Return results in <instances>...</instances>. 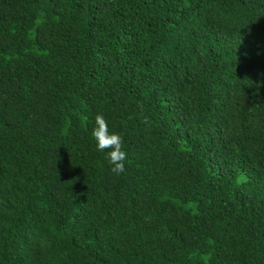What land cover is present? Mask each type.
<instances>
[{"label":"trees","instance_id":"trees-1","mask_svg":"<svg viewBox=\"0 0 264 264\" xmlns=\"http://www.w3.org/2000/svg\"><path fill=\"white\" fill-rule=\"evenodd\" d=\"M0 264H264V0H0Z\"/></svg>","mask_w":264,"mask_h":264},{"label":"clouds","instance_id":"clouds-1","mask_svg":"<svg viewBox=\"0 0 264 264\" xmlns=\"http://www.w3.org/2000/svg\"><path fill=\"white\" fill-rule=\"evenodd\" d=\"M95 124L92 135L97 143L98 151L108 152V160L112 165L111 171L117 175L122 174L125 171L124 161L127 159V154L122 150L123 138L117 133H109L108 124L106 119L102 115L95 116Z\"/></svg>","mask_w":264,"mask_h":264},{"label":"bare ground","instance_id":"bare-ground-1","mask_svg":"<svg viewBox=\"0 0 264 264\" xmlns=\"http://www.w3.org/2000/svg\"><path fill=\"white\" fill-rule=\"evenodd\" d=\"M46 248V247H45Z\"/></svg>","mask_w":264,"mask_h":264}]
</instances>
